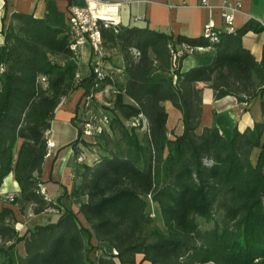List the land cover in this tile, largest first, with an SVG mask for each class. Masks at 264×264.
I'll return each instance as SVG.
<instances>
[{
	"label": "trees",
	"instance_id": "trees-1",
	"mask_svg": "<svg viewBox=\"0 0 264 264\" xmlns=\"http://www.w3.org/2000/svg\"><path fill=\"white\" fill-rule=\"evenodd\" d=\"M5 22L6 16L0 32V183L13 173L21 191L11 205L39 215L57 208L42 193L46 132L59 106L91 84L93 74L79 81V54L71 50L68 30L21 13L12 15L7 30ZM261 30L251 21L211 43L101 22L107 59L122 56L126 81L113 72L104 83L112 93L111 122L95 142L84 143L99 149L73 194L88 198L80 207L88 227L65 211L57 223L22 235L14 211L2 208L0 264H94L95 251L96 264H135L137 255L151 264H264L263 126L237 130L231 140L216 126L197 133L199 83L213 89L216 100L232 96L249 103L264 93V60L243 44L248 32ZM182 43L213 48L212 62L183 72L189 55H174ZM167 102L182 115V135L169 133ZM139 116L148 122L145 132L132 125Z\"/></svg>",
	"mask_w": 264,
	"mask_h": 264
},
{
	"label": "crops",
	"instance_id": "crops-1",
	"mask_svg": "<svg viewBox=\"0 0 264 264\" xmlns=\"http://www.w3.org/2000/svg\"><path fill=\"white\" fill-rule=\"evenodd\" d=\"M202 2L203 0H159L126 5L120 10L121 22L125 26L148 27L152 31L174 35L175 38L185 36L198 39L204 36L205 28L211 22L215 24L216 30L221 34L228 32L229 26L223 17L226 6L234 16L233 25L236 31L241 30L251 21L255 22L259 29H262L260 32H248L243 37V44L258 62L264 60V0H208L207 7L203 6ZM83 4L82 0H0V32L3 29V17L6 16L5 30H7L14 13L47 19L54 27L68 30L71 7ZM4 41V36L0 34V45H3ZM214 56L213 48L196 49L183 61L182 71L188 72L195 67L207 65L212 62ZM117 59L118 66H113L109 62L108 65L120 81L125 82L122 56L117 55ZM92 60L91 45L89 43L82 44L79 47V81L88 80L92 76ZM89 86L91 84L87 81L83 87L65 100L57 109L51 124V137L57 147L51 155H47L41 180L46 199L57 206L55 211L36 215L29 209L26 214L22 213L19 207L13 206L5 200V195H19L21 191L14 174H10L0 183V209L11 208L14 211L17 220L16 229L22 235L34 232L38 226L57 223L65 211L76 214L80 222L88 227V223L80 213L81 205L85 204L88 198L74 197L73 194L83 183L85 165H93L98 159L97 154L84 147L86 162L79 163L77 160L80 152L78 147L80 134L76 119ZM198 87L203 90L202 117L201 125L197 130L198 134H201L205 128L216 126L225 138L231 140L237 130L243 133L255 125L261 124L263 126L262 142H264V93L259 94L249 103H240L236 97L232 96L216 100L213 89L205 83H199ZM106 93L108 92L104 90L99 99ZM98 102L99 100L95 105ZM165 105L169 112L170 135H182L184 127L181 113L178 110L175 112V108L170 102ZM173 118L175 121L172 122ZM178 119L181 121L179 130L172 127ZM259 152L260 150L257 149L254 161ZM151 213H156L159 216L158 208L154 209V205H152ZM92 244L98 246L95 238H93ZM21 247L23 253L20 254H24V245ZM105 249L111 252L110 248L105 247ZM99 254L98 251L91 254L94 264H96ZM115 262L121 264L118 259ZM135 264L151 263L144 261L143 255H137Z\"/></svg>",
	"mask_w": 264,
	"mask_h": 264
},
{
	"label": "built area",
	"instance_id": "built-area-1",
	"mask_svg": "<svg viewBox=\"0 0 264 264\" xmlns=\"http://www.w3.org/2000/svg\"><path fill=\"white\" fill-rule=\"evenodd\" d=\"M83 5H74L70 10V26L68 32L71 36V50L79 54V47L84 43H89L92 48V74L93 80L89 91L85 93L80 106V113L76 119V125L79 129L78 147L80 152L77 156L79 163H85L87 160L84 143H92L95 138L107 129L111 122V117L102 111L95 109V104L102 94L103 85L109 79L113 78V71L108 65L107 51L104 47V40L101 32V22L105 26L109 24H122L120 17V10L123 6L135 3H148L159 0H82ZM203 6H208V0H203ZM240 8V6H238ZM225 11L223 17L226 24L229 26L228 34H235L237 31L233 25L234 16L229 12L228 7H224ZM221 33L215 28L214 23H209L204 31V38L211 43L220 41ZM172 49V46H170ZM196 49L186 43L177 46L174 51L175 58H180L186 54L189 56L194 53ZM134 127L140 128L142 132L148 130V122L143 116H139L132 120ZM47 137V153L51 155L57 147L56 142L51 137V131L46 132ZM42 193L44 190L42 188ZM15 199L14 194L5 195V200L12 202ZM51 208L46 212H54ZM114 254L118 253L114 251Z\"/></svg>",
	"mask_w": 264,
	"mask_h": 264
},
{
	"label": "rangeland",
	"instance_id": "rangeland-1",
	"mask_svg": "<svg viewBox=\"0 0 264 264\" xmlns=\"http://www.w3.org/2000/svg\"><path fill=\"white\" fill-rule=\"evenodd\" d=\"M107 57H109V56H107ZM107 61L111 64V65H115V66H118L117 64H118V59H117V55H113L110 59L108 58L107 59ZM111 97H112V93L111 92H109V93H106V95H103V97L101 98V99H98L99 100V102L97 103V105H95V109L97 110V111H102V112H105L106 114H108L110 117L112 116V114L109 112V110H107L108 108H111V105H110V99H111ZM175 110V112H178L176 109H174ZM171 114H172V112H171ZM173 121H175L174 120V118L172 119V122ZM180 120L178 119V121H177V123H173V126L172 127H175L177 130H179V127H180ZM93 142H95V141H93ZM92 142V143H93ZM99 151V149L98 148H95V149H93L92 150V152L94 153V154H97L98 155V153H96V152H98ZM156 207L154 206V209H155ZM152 216H153V218H154V220H155V222L159 225V224H161L162 223V221H161V217L160 216H157L156 215V213H152ZM201 223L203 224L204 223V221H202L201 220ZM203 226H204V228H210V227H212V225H206V224H203ZM22 247L20 246L19 247V253H23V249H21Z\"/></svg>",
	"mask_w": 264,
	"mask_h": 264
}]
</instances>
